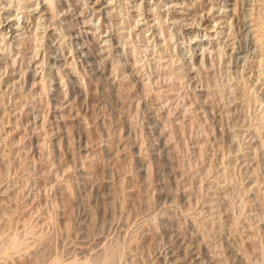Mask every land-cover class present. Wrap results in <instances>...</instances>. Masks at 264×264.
Masks as SVG:
<instances>
[{
	"label": "rangeland",
	"instance_id": "rangeland-1",
	"mask_svg": "<svg viewBox=\"0 0 264 264\" xmlns=\"http://www.w3.org/2000/svg\"><path fill=\"white\" fill-rule=\"evenodd\" d=\"M0 248L264 264V0H0Z\"/></svg>",
	"mask_w": 264,
	"mask_h": 264
},
{
	"label": "bare ground",
	"instance_id": "bare-ground-1",
	"mask_svg": "<svg viewBox=\"0 0 264 264\" xmlns=\"http://www.w3.org/2000/svg\"><path fill=\"white\" fill-rule=\"evenodd\" d=\"M98 1V0H97ZM3 2V1H2ZM65 2V1H64ZM93 2V1H92ZM36 3V2H35ZM40 4V3H39ZM35 5V4H34ZM104 5V4H103ZM100 7V6H99ZM96 9V8H95ZM102 9V8H101ZM97 10V9H96ZM106 10V9H105ZM235 10V9H234ZM208 11V10H207ZM210 11V10H209ZM46 12V11H45ZM209 13V12H208ZM228 13V12H227ZM232 13V12H231ZM207 14V13H206ZM234 14V13H233ZM104 15V14H103ZM208 15V14H207ZM232 16V15H231ZM234 17H236V16H234ZM7 18V17H6ZM146 18V17H145ZM8 19H9V17H8ZM17 21V20H16ZM237 21V20H236ZM239 23V22H238ZM238 23H237V25H238ZM15 24V23H14ZM7 27V26H6ZM211 27V26H210ZM17 38V37H16ZM32 76V75H31ZM29 78V77H28ZM137 79V78H136ZM1 249V248H0ZM3 249V248H2ZM110 255V254H109ZM107 256V255H106ZM110 257H111V255H110ZM109 259V258H108ZM112 259V258H111ZM111 259H109V260H111ZM97 261H99V260H97ZM107 259L105 260V263H107ZM95 263V262H94ZM98 263V262H97ZM49 264H59L57 261H52V262H50ZM69 264H90V263H86V262H84V263H69ZM99 264V263H98ZM102 264V263H101Z\"/></svg>",
	"mask_w": 264,
	"mask_h": 264
}]
</instances>
